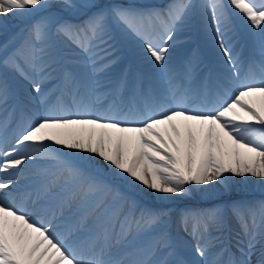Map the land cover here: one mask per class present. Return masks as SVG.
<instances>
[{
  "label": "snow or ice",
  "instance_id": "1",
  "mask_svg": "<svg viewBox=\"0 0 264 264\" xmlns=\"http://www.w3.org/2000/svg\"><path fill=\"white\" fill-rule=\"evenodd\" d=\"M197 9L223 71L216 99L189 108L202 61L193 50L177 66L174 38ZM9 14L39 18L0 44V264H264V200L183 210L189 243L172 238L167 210L119 196L125 206L112 210L100 196L108 185L74 165L65 185L81 194L58 211L39 203L47 185L33 198L12 179L67 149L160 198L223 184L226 173L264 181V0H0ZM124 48L151 68L148 83L121 67ZM200 88L207 95L206 79Z\"/></svg>",
  "mask_w": 264,
  "mask_h": 264
},
{
  "label": "bare ground",
  "instance_id": "2",
  "mask_svg": "<svg viewBox=\"0 0 264 264\" xmlns=\"http://www.w3.org/2000/svg\"><path fill=\"white\" fill-rule=\"evenodd\" d=\"M157 0H152L150 3H156ZM38 19V15L35 17ZM32 24V21L27 20L26 17L23 18H13L11 14L5 19L0 17V44L6 43L3 39V35L10 30L15 29L16 32L19 31L20 28L24 26H29ZM15 32V33H16ZM203 34L201 39H207L205 34ZM184 37L186 39H192V37L189 34L180 35V38ZM239 40V36L237 37ZM206 45L198 44L197 42L188 44L182 52L178 53L179 60L178 63L176 62L177 66H181L183 62L188 58V56L192 53L193 50H197L201 57V69H204L202 79L207 80V89L209 92L212 90L210 95H205L203 92L194 100L193 103H188L189 108H196L197 106L201 105L202 103H211L216 99V94L218 92V81L220 79V73L223 71L222 66V57L218 55V49H215L213 45L210 43V41L207 39L205 41ZM243 45L237 44V50L239 51L240 46ZM130 49L124 48L121 51L122 56L124 57L123 64L121 67H130L133 74H140L145 77V82L148 83L151 79L150 73L151 68L143 62L133 51V57L128 56L127 53ZM245 56H248L250 54V49H247L245 47ZM216 65L221 66V68L217 67ZM119 70V69H118ZM157 91H162L163 85L159 81L155 84ZM22 93L20 96L22 97ZM171 106V105H170ZM33 110L42 111L38 105L35 104V102L31 105ZM13 128H15V125H12ZM11 135V133H10ZM58 146L55 144H52V148L55 149ZM57 156H59V161H54L53 163H46L43 161L38 160L37 157L35 160L31 162H26L23 166V170L20 172L19 175L12 177V179L16 180L18 183L16 184V188L14 191L26 193L31 192L33 197L37 195L38 193H43L44 186H49L54 183H57L59 181H64L65 185V179L67 177V171L65 165H76V164H83L84 171L83 173L86 176H92L94 172L103 170L104 173L108 176L110 180V187H113L115 182L117 180L121 181L122 179L116 178L112 169L109 167V165L99 159L98 157H95L94 159H88L91 154L85 153V152H70L67 149H61L60 152L56 153ZM61 161L63 163H61ZM15 171V170H13ZM227 176V180L221 184L219 182H213L209 185H203V186H191L189 195L195 196L196 198H204V196L207 193H224L226 192L225 186L228 184H232L233 182H236L239 178V176H236L234 174H225ZM247 181H245L244 184L248 186V189H260L264 190V181H262L259 178L251 177L250 174L246 175ZM0 178H3L2 174H0ZM228 183V184H227ZM66 186V185H65ZM134 186H137L139 190L143 192V195L150 199H156L158 200L159 196L154 193L152 190H148L145 186L134 184ZM67 191L62 197H58V195H54L53 191H50V194H47L44 199H42L39 203L45 206H48L52 209H55L58 211L60 203L66 198L72 195V193L75 191L78 195L79 190L74 189L71 186H66ZM127 195L130 194V190L125 191ZM188 196V195H186ZM186 196H170L166 198V202H171L174 200H182ZM78 203V200L76 201ZM74 205V202L72 201V207ZM69 209L65 207L64 212L68 211ZM65 219V218H64ZM68 220H72V218H67ZM74 219V218H73ZM233 227H236L235 221L232 222Z\"/></svg>",
  "mask_w": 264,
  "mask_h": 264
},
{
  "label": "rangeland",
  "instance_id": "3",
  "mask_svg": "<svg viewBox=\"0 0 264 264\" xmlns=\"http://www.w3.org/2000/svg\"><path fill=\"white\" fill-rule=\"evenodd\" d=\"M152 0H136V2L141 3V4H148V5H153V6H164L170 3V0H157L156 3H150ZM201 0H193V3L196 5H199ZM225 3H227V0H224ZM36 16H28L26 17L27 20H31L32 23L36 19ZM235 24V22H234ZM28 29V26H24L19 29V31L16 32L15 29L10 30L9 32L5 33L3 35V39L6 42L8 39V42L12 41L13 39L19 38ZM237 31L239 32V27L237 25ZM16 32V33H15ZM202 28H201V23H200V16H199V9L196 10V14L194 15L192 22H191V27L189 29L183 30L181 33L182 35H187L189 34L192 39H186L184 37L180 36L178 37L179 34L177 33L176 37L174 38L176 40V43L174 45V63H178L179 60V55L178 53L182 52V50L191 43L197 42L198 44L206 45L205 41L207 39H201L203 34H201ZM245 43L242 37H239V43ZM248 49V48H247ZM127 57L131 56L133 57L132 51L129 50L127 53ZM217 67L221 68V66L216 65ZM204 69H201V72L199 73V76L197 77L196 85L194 86L196 88V91L194 95L192 96V99L190 100V103H193L194 100L202 93V90L200 88V82L202 79ZM211 94L212 90L209 91ZM40 161L46 162L48 164L53 163L51 159L47 158H37ZM83 172L84 171V166L83 164L79 163L74 165ZM91 177H95L101 181H103L106 185L109 187V191L101 193L100 196H102L105 200L106 203L110 206L112 210H119L125 206L124 200L117 199L116 197H124L128 198L131 200H135L140 207L142 208H148V209H154V210H160L164 209L167 210L170 213V227L169 231L174 240H185L191 243V238L185 233L181 227L180 224V214L183 210L185 209H190V205L193 203H198L201 205V209H206V208H211L216 205H231L233 203L237 202H246L244 200L250 199L248 203H256L258 201L264 200V190L260 189H248V186H246L245 181H247V177H239L236 182H233L232 184H228L225 186L226 192L224 193H207L204 196V198H196L195 196L188 195L182 200H174L171 202H166V198H160L156 199H150L143 195V192L137 188V186H134V184H130L125 180H117L114 184L113 187H110V180L106 173L101 171L94 172V174ZM51 191H53L54 195L62 196L66 191L67 188L64 185V181H59L57 183H54L52 185L48 186ZM130 190V194L127 195L125 191ZM42 194V193H41ZM50 194V192L48 193ZM81 193L78 192L77 197ZM36 195L33 197L35 198ZM76 201L73 200L74 202V207H72V211L70 212L69 210L64 212V217L65 219L67 218H74L73 213L76 210Z\"/></svg>",
  "mask_w": 264,
  "mask_h": 264
},
{
  "label": "trees",
  "instance_id": "4",
  "mask_svg": "<svg viewBox=\"0 0 264 264\" xmlns=\"http://www.w3.org/2000/svg\"><path fill=\"white\" fill-rule=\"evenodd\" d=\"M244 201L249 202L250 199H246V200H244ZM189 208H190L191 210L201 209V205L198 204V203H193L192 205H190Z\"/></svg>",
  "mask_w": 264,
  "mask_h": 264
}]
</instances>
